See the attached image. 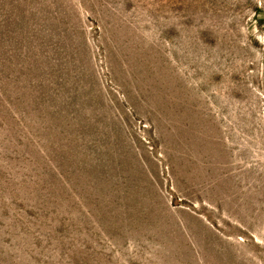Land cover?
<instances>
[{
	"label": "rangeland",
	"instance_id": "1",
	"mask_svg": "<svg viewBox=\"0 0 264 264\" xmlns=\"http://www.w3.org/2000/svg\"><path fill=\"white\" fill-rule=\"evenodd\" d=\"M0 264H264V0H0Z\"/></svg>",
	"mask_w": 264,
	"mask_h": 264
}]
</instances>
